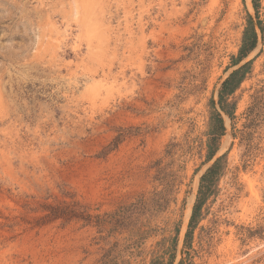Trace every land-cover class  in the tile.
I'll list each match as a JSON object with an SVG mask.
<instances>
[{
    "label": "rangeland",
    "instance_id": "obj_1",
    "mask_svg": "<svg viewBox=\"0 0 264 264\" xmlns=\"http://www.w3.org/2000/svg\"><path fill=\"white\" fill-rule=\"evenodd\" d=\"M153 260L264 264V0H0V264Z\"/></svg>",
    "mask_w": 264,
    "mask_h": 264
},
{
    "label": "trees",
    "instance_id": "obj_2",
    "mask_svg": "<svg viewBox=\"0 0 264 264\" xmlns=\"http://www.w3.org/2000/svg\"><path fill=\"white\" fill-rule=\"evenodd\" d=\"M254 5L256 4L257 0H252ZM257 42V34L255 32V30L251 27H247L244 35H243V39H242V45L240 47V51H239V56L236 60H240L241 58H243L244 56L247 55V53L252 50ZM237 72H233L230 74V76L222 83L220 92H219V98H220V103H221V107L222 109L224 108V98L228 95L231 94L234 89L238 86L239 84V80L238 78L235 77V74ZM229 113V112H228ZM216 117H217V128L215 132H210L213 135V142L210 140L208 147H209V153H208V160H211L213 158V156L215 155V152L217 151V146H216V141L218 140V138H220V136L223 134L224 132V125H223V120L222 117L220 115V113H216ZM225 155H222L218 158H216V160L213 162V164L206 170V172L201 176L200 179V186H199V190H198V195L196 198V203L193 207V211H192V215H191V219H190V223H189V228L191 229L193 227V225L196 222V219L199 215L200 209L204 203V201L206 200L207 196L210 194V192L212 191V189L215 186V182H216V177H217V172L220 166V162L222 161V159L224 158ZM190 232V231H189ZM152 264H163L162 261L159 260H153ZM170 264V263H168Z\"/></svg>",
    "mask_w": 264,
    "mask_h": 264
}]
</instances>
